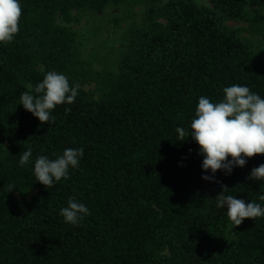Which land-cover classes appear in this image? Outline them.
<instances>
[{
  "label": "trees",
  "instance_id": "trees-1",
  "mask_svg": "<svg viewBox=\"0 0 264 264\" xmlns=\"http://www.w3.org/2000/svg\"><path fill=\"white\" fill-rule=\"evenodd\" d=\"M0 0V264H264V0ZM144 4L116 70L72 12ZM29 191H34L27 197Z\"/></svg>",
  "mask_w": 264,
  "mask_h": 264
},
{
  "label": "rangeland",
  "instance_id": "rangeland-1",
  "mask_svg": "<svg viewBox=\"0 0 264 264\" xmlns=\"http://www.w3.org/2000/svg\"><path fill=\"white\" fill-rule=\"evenodd\" d=\"M193 1L210 7L208 0ZM144 9V4L111 5L101 11L72 12L76 19L69 23L60 16L56 21L75 33L80 57L92 69L115 71L119 56L125 50L127 29L140 23ZM226 24L240 29V35L252 41L264 62V35L249 33L242 19L227 20ZM32 193L29 191L27 197Z\"/></svg>",
  "mask_w": 264,
  "mask_h": 264
}]
</instances>
